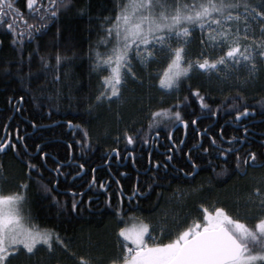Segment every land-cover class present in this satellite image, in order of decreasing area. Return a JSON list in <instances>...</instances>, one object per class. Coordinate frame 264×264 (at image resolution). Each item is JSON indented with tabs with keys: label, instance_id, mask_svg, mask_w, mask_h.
Wrapping results in <instances>:
<instances>
[{
	"label": "trees",
	"instance_id": "obj_1",
	"mask_svg": "<svg viewBox=\"0 0 264 264\" xmlns=\"http://www.w3.org/2000/svg\"><path fill=\"white\" fill-rule=\"evenodd\" d=\"M184 2L192 3V0ZM114 3L115 0H69L70 7L50 23L46 34L36 36L31 42L25 36L23 41L17 38L13 43V35L6 27L8 21H0V134L4 124L9 123L13 139L17 130L24 137L22 142H17L16 151L11 148L0 151V195L21 196L18 204L21 219L28 226L36 224L41 230H51L54 242L51 253L46 246H38L34 257L21 253L11 264H80L81 256L90 264H108L117 253H122L125 242L119 238L118 244V230L128 224L143 221L154 229L148 234L157 238L156 243H167L175 233L169 236L162 228H173L174 219L187 223L201 221L203 208L222 207L233 218L243 217L250 207L246 200L254 186L253 177L264 173V168H249L247 175H238L232 171L233 159L228 158L227 172L218 174L223 171L224 161L216 159L215 153L198 158L200 166L194 171L183 155L198 141L196 130L207 128L200 136L204 144L209 142L210 134L218 136L222 130L224 147L232 146L227 143L229 137H244L240 141L243 142L242 154L252 150L258 160L264 159L260 156L264 153V62L258 64L252 79L240 85L245 97L242 103L254 107L255 112L239 121L234 119V112L228 114V104L233 101L229 99L222 104L226 97L238 91L240 81L235 75L221 82L216 79V73L193 69L183 79L179 91L169 92L158 84L157 72L166 64L163 54L146 67L136 65L137 76L142 79H127L119 99L95 103L100 77L108 75L109 70L104 67L102 71L103 66H95L94 53L105 51L104 45L98 43L103 35L100 22L104 16L112 14ZM14 7L32 22L26 0H14ZM200 35L199 28L192 33L186 62L194 60L201 52ZM37 44L39 52L30 57ZM57 54L62 57L59 67ZM41 56L49 60L47 69L41 64ZM57 72L59 80L55 79ZM239 76L247 79V70L241 68ZM193 88H200L208 96L206 103L214 111L217 105H222L217 117L199 120L195 127L189 123L181 147L178 144L182 130H173V140L169 141L168 129L163 126H158L159 138L152 133L148 144L143 143V131L133 144L127 143L126 129L129 133L141 128L147 130L152 111L168 107L177 97L183 99ZM20 97L23 99L19 100ZM17 106L19 112L15 111ZM181 111L184 119L191 121L200 114L199 102L190 96L187 107ZM68 121L88 130L89 147L84 149L76 144L83 139V133L70 129ZM37 144L41 145L39 151L48 154L47 163L41 168L42 177L32 172L29 180L25 162L31 159L33 163H40ZM69 144L72 145L71 162ZM173 144L177 145L178 154ZM112 148H117L119 154L109 155ZM169 148L173 149V160L165 170L163 165ZM193 155L199 157L200 150L195 149ZM209 160L218 166L215 172ZM57 162L65 164L63 171L68 178L60 176L54 190L45 192L38 179L47 184L55 175L47 168H54ZM157 163L159 172L154 167ZM80 164H84L83 170ZM180 167L192 171L193 175L189 177L179 172ZM75 173L80 175L77 177ZM93 178L95 183L90 184ZM101 182L106 183V189L99 187ZM23 184L26 188L21 187ZM161 184L163 187H159ZM134 186L139 189L136 193ZM73 193L76 199L83 201L75 212L72 210ZM158 198L159 204H156ZM117 205L124 210L120 217L115 214ZM256 211L252 208L253 213ZM242 222L249 227L255 225V219ZM57 234L70 242L71 251L75 253L71 260L55 243Z\"/></svg>",
	"mask_w": 264,
	"mask_h": 264
},
{
	"label": "snow or ice",
	"instance_id": "obj_2",
	"mask_svg": "<svg viewBox=\"0 0 264 264\" xmlns=\"http://www.w3.org/2000/svg\"><path fill=\"white\" fill-rule=\"evenodd\" d=\"M26 7L32 19L31 23L20 9L14 7V0H0V21H8L6 27L13 35V43L17 38L23 41L25 36L28 37V42H31L36 36L46 34L50 23L58 18L62 10L70 7V4L69 0H26ZM110 12L112 14L104 16L100 22L103 35L100 36L98 43L104 45L105 51L97 50L94 53L95 66H103L102 71L104 67L109 70L108 75L100 77L101 86L95 97L96 104L110 102L113 98L119 99L127 79H142L137 76L136 65L146 67L155 61L159 54H163L166 64L157 72L161 89L169 92L179 91L183 79L187 78L193 69L209 74L216 73V79L221 82L235 75L240 81L237 85L238 91L234 96L226 97L222 104L229 99L233 101L228 104V114L234 112L236 121L247 117L250 112H255L254 107L250 108L242 103L245 97L240 85L252 79L258 64L264 62V0H192V3L184 0H115ZM197 28L201 33L199 40L201 52L194 60L186 62L187 45ZM38 52L39 44L35 52L29 56ZM40 59L43 67L47 69L50 66L49 60L43 56ZM61 60L62 57L57 54V67L60 66ZM241 68L247 70V79L239 76ZM55 79L59 80L58 72ZM190 96L199 102L200 114L188 121L184 119L181 109L187 107ZM22 99L23 97L19 98ZM207 99L208 96L202 93L200 88H193L183 99L177 97L168 107L152 111L148 117L147 130L141 128L135 133H129L126 129L124 138L131 145L139 132L143 131V143L148 144L152 133L159 138L158 126H163L168 129V140L172 141V129L177 124L187 128L190 123L195 127L199 120L219 115L222 105H217L214 111L211 105L206 103ZM15 111L19 112L20 108L17 106ZM68 126L83 133V139L77 140V145L84 149L90 146L91 138L86 128H81L79 124L74 125L72 121H68ZM9 128L10 124L5 123L3 133L0 134V151L7 148L16 151L17 142L24 140V137L18 134V130L13 139ZM206 131L207 128L197 129L196 135L202 136ZM244 131L247 132L248 129L245 128ZM119 138L117 135V141ZM238 140L243 141L244 137H229L227 143L232 146L224 147L225 138L221 130L218 136L210 134L207 144L198 140L189 151L183 152V155L193 170L200 166L197 163L198 158L212 156L213 153L216 159L224 161L223 171L218 174L227 172L228 158L233 159L232 171L238 175H247L249 168H264V159L258 160L255 151L248 150L242 154V145L237 142ZM68 147L71 162L72 145L69 144ZM40 148L41 145L37 144L40 163H33L31 159L25 162L29 180L32 179V172H36L38 178L43 176L41 168L46 166L48 154L39 151ZM197 148L200 150L199 157L193 155ZM172 153L173 149L169 148L163 165L165 170L173 160ZM111 154L118 155V149L112 148L109 155ZM260 156L264 157V153ZM208 163L215 172L218 166L212 160ZM64 167L63 162H57L54 168H47L49 173L55 174L47 184L38 179L45 192L50 193L54 190L60 176L68 178L67 173L63 171ZM154 167L157 172L160 171L158 163ZM79 168L83 170L84 164H80ZM179 172L189 177L193 175L192 171H186L184 167H180ZM75 175L78 177L80 173ZM253 179L254 186L246 200L250 207L245 216L233 218L222 207L215 208L214 212L203 208L202 222L199 219L191 223L174 219L173 228H162V232L169 236L175 233L174 238L167 243L151 245L146 242L145 237V233L154 230L149 224L141 223L138 229L121 227L118 230V244L119 238L122 237L125 241L123 251L111 258L108 264H264V173ZM89 183H95V178ZM116 183L119 184V181ZM21 187L26 188V184ZM99 187L106 189V183L101 182ZM159 187H163V184ZM69 191L72 189L69 188ZM138 191L139 189L134 186L133 192ZM120 194L122 195V190ZM73 196L72 210L75 212L83 201L76 199L75 193ZM21 199V196L14 194L0 195V264H11L12 259L21 253L34 257L38 246H46L49 253L53 251L51 230H41L36 224L25 227L21 223L18 208ZM156 204H159V198ZM252 208L257 211L253 213ZM123 211V208L117 205L116 216L120 217ZM252 219H255L254 227L242 222ZM184 224L187 226H183ZM127 241H131L134 247H130ZM55 243L67 254V259L75 257L69 241H65L57 234ZM78 259L80 264H90L83 256Z\"/></svg>",
	"mask_w": 264,
	"mask_h": 264
},
{
	"label": "rangeland",
	"instance_id": "obj_3",
	"mask_svg": "<svg viewBox=\"0 0 264 264\" xmlns=\"http://www.w3.org/2000/svg\"><path fill=\"white\" fill-rule=\"evenodd\" d=\"M209 209V208H208ZM210 212H214L215 209H212V210H209ZM203 215L204 213H202V216L200 217L201 222L203 221ZM21 223L25 226V227H31V226H28L22 219H21ZM141 223H144L143 221H138L137 223H134V224H128L126 226H124V228H127V229H138L141 225ZM255 226V225H254ZM145 237H146V242L151 245L152 243H156V240H153L152 237H155L154 235H150L148 233H145ZM122 238V237H121ZM123 239V238H122ZM125 242V241H124ZM128 245L130 247H134V245L131 244V241H127Z\"/></svg>",
	"mask_w": 264,
	"mask_h": 264
},
{
	"label": "flooded vegetation",
	"instance_id": "obj_4",
	"mask_svg": "<svg viewBox=\"0 0 264 264\" xmlns=\"http://www.w3.org/2000/svg\"><path fill=\"white\" fill-rule=\"evenodd\" d=\"M235 126H237V125H235ZM179 129H181L182 130V133H183V136L181 137V140H180V142H179V144H178V147H181V145H182V142L181 141H183V139H184V137L186 136V132H187V130H188V127L187 128H185V126H176L174 129H172V131L173 130H179ZM235 137V136H234ZM198 140L200 141V136H198ZM239 141V140H238ZM237 141V142H238ZM240 142V141H239ZM240 144L241 145H243V142H240ZM175 145V152H176V154H178V147H177V145L176 144H173V146ZM226 147V146H225ZM132 159V158H131ZM196 170V169H195ZM194 170V171H195Z\"/></svg>",
	"mask_w": 264,
	"mask_h": 264
},
{
	"label": "water",
	"instance_id": "obj_5",
	"mask_svg": "<svg viewBox=\"0 0 264 264\" xmlns=\"http://www.w3.org/2000/svg\"><path fill=\"white\" fill-rule=\"evenodd\" d=\"M180 124H177V126H179ZM181 126H184V125H181Z\"/></svg>",
	"mask_w": 264,
	"mask_h": 264
}]
</instances>
